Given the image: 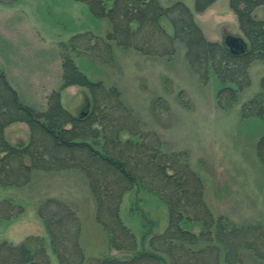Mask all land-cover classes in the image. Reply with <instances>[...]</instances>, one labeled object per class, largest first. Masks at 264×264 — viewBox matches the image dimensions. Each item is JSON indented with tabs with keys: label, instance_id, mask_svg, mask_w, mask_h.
<instances>
[{
	"label": "rangeland",
	"instance_id": "rangeland-1",
	"mask_svg": "<svg viewBox=\"0 0 264 264\" xmlns=\"http://www.w3.org/2000/svg\"><path fill=\"white\" fill-rule=\"evenodd\" d=\"M158 1L163 8L182 1L194 12L207 41L221 45L230 33L242 37L250 48L231 0H216L202 13H195L196 0ZM255 14L258 21L264 20V7ZM161 25L173 35L170 21ZM111 32L108 20L95 17L86 4L74 0L0 2V70L25 105L45 113L52 93L60 92L64 110L78 118L88 104L92 111V101L87 87L64 86L65 60H71L89 82L115 88L141 130L156 134L164 150L182 155L201 179L204 202L216 220L264 227V157L259 148L264 138V59L254 58L243 66L235 82H223L211 73L204 84L192 71L181 43L171 56H148L111 41V63L70 44L73 37L87 33L106 41ZM223 90L230 97L219 100ZM4 137L11 146L27 145L31 129L26 123H13L4 129ZM122 138L136 140L127 132ZM30 177L24 187H0V205L8 202L22 210L13 219L0 220V244L42 237L51 264H59L37 214L46 199L55 198L69 205L81 221L84 264L121 256L110 250L107 233L96 221L97 205L83 173L33 170ZM169 216L167 205L140 187L124 195L120 217L136 236L139 251L148 247L144 236L164 233ZM185 228L196 234L202 230L193 222ZM242 259L244 264H263L251 252H243Z\"/></svg>",
	"mask_w": 264,
	"mask_h": 264
},
{
	"label": "trees",
	"instance_id": "trees-1",
	"mask_svg": "<svg viewBox=\"0 0 264 264\" xmlns=\"http://www.w3.org/2000/svg\"><path fill=\"white\" fill-rule=\"evenodd\" d=\"M74 1L86 4L95 17L108 20L112 26L106 41L87 33L70 42L105 63L113 60L111 41L148 56H171L181 43L192 71L206 84L211 73L223 82H235L243 66L254 58L264 59V20L258 21L255 14L257 8L264 7V0H231L250 42L247 52L239 56L224 43L207 41L194 12L182 1L167 8L158 0ZM215 1L196 0L195 13H202ZM0 2L12 5L17 0ZM163 20L170 21L173 35L163 28ZM65 62L64 86L87 87L91 94L92 111L88 104L78 118L64 110L60 92L52 93L45 113L25 105L0 70V187L28 185L33 170L83 173L97 205L96 221L107 233L110 250L121 254L107 256L99 264H244L243 252H251L264 264V227H237L222 217L216 220L204 202L201 179L182 155L167 152L156 134L143 132L115 88L89 82L71 60ZM226 96L230 94L221 91L219 100ZM19 122L30 127V142L11 146L4 129ZM126 132L136 140H123ZM259 148L264 157V138ZM135 187L157 196L170 213L164 233L148 239L144 236L148 247L140 251L136 236L120 217L124 195ZM21 211L2 203L0 220L13 219ZM37 214L58 263L84 264L77 213L66 203L49 198L38 207ZM189 222L200 225L201 232L186 229ZM0 264H51V259L45 240L32 236L18 245L1 243Z\"/></svg>",
	"mask_w": 264,
	"mask_h": 264
},
{
	"label": "water",
	"instance_id": "water-1",
	"mask_svg": "<svg viewBox=\"0 0 264 264\" xmlns=\"http://www.w3.org/2000/svg\"><path fill=\"white\" fill-rule=\"evenodd\" d=\"M224 37L225 38L223 39V43L230 48V52L233 55L239 56L247 52L248 44L242 37L230 33H228Z\"/></svg>",
	"mask_w": 264,
	"mask_h": 264
},
{
	"label": "crops",
	"instance_id": "crops-1",
	"mask_svg": "<svg viewBox=\"0 0 264 264\" xmlns=\"http://www.w3.org/2000/svg\"><path fill=\"white\" fill-rule=\"evenodd\" d=\"M82 220V219H81ZM41 222V221H40ZM142 231V230H141Z\"/></svg>",
	"mask_w": 264,
	"mask_h": 264
}]
</instances>
